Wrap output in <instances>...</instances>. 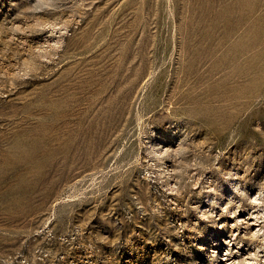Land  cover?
<instances>
[{
	"label": "rangeland",
	"instance_id": "1",
	"mask_svg": "<svg viewBox=\"0 0 264 264\" xmlns=\"http://www.w3.org/2000/svg\"><path fill=\"white\" fill-rule=\"evenodd\" d=\"M254 208L264 0H0V264H246Z\"/></svg>",
	"mask_w": 264,
	"mask_h": 264
},
{
	"label": "bare ground",
	"instance_id": "2",
	"mask_svg": "<svg viewBox=\"0 0 264 264\" xmlns=\"http://www.w3.org/2000/svg\"><path fill=\"white\" fill-rule=\"evenodd\" d=\"M256 198V197H255ZM263 210L264 209H260V208H254L252 211H251V214H250V218H255V221L259 218V217H262L263 216ZM257 218V219H256ZM262 221V220H260ZM251 223H253V225H256L258 226V230L261 229V227L259 226V223H255L254 221ZM262 233V232H261ZM260 235V234H259ZM264 236H262L263 238ZM263 244H264V241H263ZM257 245V244H256ZM263 247V248H262ZM264 246H258L256 247L255 251H252V252H249V254H247L248 256H246V264H257V260L256 258H258V256H261V257H264ZM225 254V253H224ZM221 260L220 261H223L221 264H233L234 263V258L232 260H230L229 257H226V256H222L220 258ZM264 259V258H263ZM264 262V261H263Z\"/></svg>",
	"mask_w": 264,
	"mask_h": 264
}]
</instances>
